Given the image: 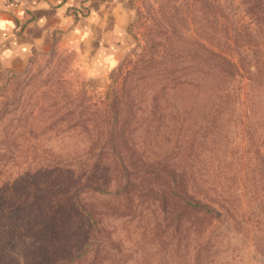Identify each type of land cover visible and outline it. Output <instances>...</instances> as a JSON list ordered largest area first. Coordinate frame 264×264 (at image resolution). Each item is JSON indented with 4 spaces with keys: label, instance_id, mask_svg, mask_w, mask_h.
I'll return each instance as SVG.
<instances>
[{
    "label": "trees",
    "instance_id": "trees-1",
    "mask_svg": "<svg viewBox=\"0 0 264 264\" xmlns=\"http://www.w3.org/2000/svg\"><path fill=\"white\" fill-rule=\"evenodd\" d=\"M196 2L207 26L150 38L85 154L0 180V264H228L226 224L264 256V0Z\"/></svg>",
    "mask_w": 264,
    "mask_h": 264
},
{
    "label": "rangeland",
    "instance_id": "rangeland-1",
    "mask_svg": "<svg viewBox=\"0 0 264 264\" xmlns=\"http://www.w3.org/2000/svg\"><path fill=\"white\" fill-rule=\"evenodd\" d=\"M223 4L231 12L243 8L239 0H223ZM196 5V0H131V18L121 36L116 64L93 67L73 50L59 48L34 55L24 70L1 82L0 180L9 173L34 172V159L41 155L85 154L99 137L101 99L116 78L136 67L150 48V38L166 42L164 31L171 27L193 34L199 24L207 26V20L197 21ZM7 140L13 142L9 149ZM222 229L225 254L220 262L264 264V256L240 234L227 224ZM7 255L0 252V263Z\"/></svg>",
    "mask_w": 264,
    "mask_h": 264
},
{
    "label": "crops",
    "instance_id": "crops-1",
    "mask_svg": "<svg viewBox=\"0 0 264 264\" xmlns=\"http://www.w3.org/2000/svg\"><path fill=\"white\" fill-rule=\"evenodd\" d=\"M131 0H0V83L26 68L31 58L73 50L92 66L118 60Z\"/></svg>",
    "mask_w": 264,
    "mask_h": 264
},
{
    "label": "clouds",
    "instance_id": "clouds-1",
    "mask_svg": "<svg viewBox=\"0 0 264 264\" xmlns=\"http://www.w3.org/2000/svg\"><path fill=\"white\" fill-rule=\"evenodd\" d=\"M6 23H10V22L0 20V28H3V27L5 26Z\"/></svg>",
    "mask_w": 264,
    "mask_h": 264
}]
</instances>
